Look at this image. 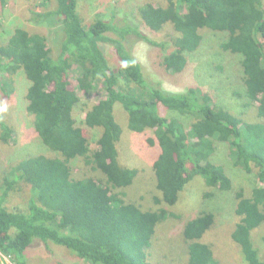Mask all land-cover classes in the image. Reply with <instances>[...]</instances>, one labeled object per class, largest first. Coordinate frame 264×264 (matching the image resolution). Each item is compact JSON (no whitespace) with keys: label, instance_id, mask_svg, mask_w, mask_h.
<instances>
[{"label":"trees","instance_id":"trees-1","mask_svg":"<svg viewBox=\"0 0 264 264\" xmlns=\"http://www.w3.org/2000/svg\"><path fill=\"white\" fill-rule=\"evenodd\" d=\"M43 5L47 11L32 12L31 20L38 25L48 22L55 28L56 41L19 27L9 34L0 44V90L11 95L7 84L24 72L31 83L26 99L34 130L61 157L35 155L6 166L0 191V252L14 264H40L28 253L42 243L63 247L90 264H151L149 250L157 226L174 216L170 208L191 181L202 177L209 188L234 195L239 221L231 238L240 246L243 264H264L253 241L254 232L264 226V0H167L164 6L146 4L135 13L151 31L172 26V51L160 62L167 73L187 69L188 55L200 48L203 30L227 33L221 48L242 58L244 88L238 95L246 100L244 106L255 107L258 122L244 121L216 105L214 96L200 87L167 92L147 79L127 42L138 37L154 47L163 48L165 43L150 40L133 23L106 22L99 15L86 23L79 0H43ZM105 43L116 46L118 67L107 58ZM72 69L80 70L79 89ZM100 82L106 97L85 113L82 127L75 118L81 102L78 91L86 95ZM116 104L127 112L131 131L155 130L148 143L161 149L153 164L160 195L153 198L157 209L147 210L127 198L126 190L139 171L119 161L117 144L123 128L115 115ZM164 108L194 121L187 126L169 119L161 113ZM94 129L101 130L95 144L90 133ZM2 131L7 143L13 130L2 125ZM216 143L230 146L235 167L255 173L257 184L251 192L236 190L227 168L212 159ZM76 161L87 172L75 171ZM12 194L21 202H14ZM215 223L214 213L202 212L186 225L187 264L219 263L211 245L202 241Z\"/></svg>","mask_w":264,"mask_h":264},{"label":"rangeland","instance_id":"rangeland-1","mask_svg":"<svg viewBox=\"0 0 264 264\" xmlns=\"http://www.w3.org/2000/svg\"><path fill=\"white\" fill-rule=\"evenodd\" d=\"M52 3L48 7H51ZM166 3L167 0H79V12L89 24L94 22L98 15L106 22L113 21L115 24L125 25V22L129 21L150 40L158 44L165 43L163 48L154 47L138 37H131L135 41L131 44L127 42L126 45L142 65L145 77L160 84L164 91L185 93L191 87H200L214 96L212 98L216 105L242 116L244 121H257L255 107L244 106L246 100L240 99L238 95L244 88L242 58L239 55L225 52L221 48V45L227 41V33L203 30L202 44L196 52L188 55L189 65L182 74L167 73L160 67L161 59L172 51V38L174 37L172 26L168 25L160 32L151 31L135 18V13L138 8L146 4L164 6ZM47 8L43 5V0H6L4 4L0 0V44L4 43L9 34H13L18 27L31 33H46L52 42H55V28L52 29L48 22L38 25L31 20L32 12L44 13ZM111 34L113 38L116 37L114 33ZM102 46L112 66L118 67L120 60L116 46L108 43ZM70 74L74 86L79 89L80 70L72 69ZM30 84L24 72L21 71L12 79V85L7 84L13 90L11 95L7 96L0 90V191L2 173L7 165L35 155L61 157L53 153L34 130L35 118L27 111L26 96ZM78 95L81 102L75 108V118L77 123L84 127L85 113L97 101L106 97V91L104 84L100 82L97 84V90L86 95L79 90ZM161 113L169 119H180L187 126L194 121L193 117L181 116L165 108L161 109ZM115 115L123 128L121 140L117 144L119 161L124 167L139 171L133 185L126 190L127 198L129 202L142 203L148 207L145 208L147 210L157 209L153 198L160 195L156 189L153 164L161 149L159 145L151 146L148 143V139L155 138V130L148 129L144 133L131 131L128 127V114L121 104H116ZM2 125L13 130L7 143L1 138ZM90 133L92 142L95 144L101 136V130H90ZM216 145V153L212 159L227 168L236 190L243 188L251 192L250 190L257 184L255 173H245L233 165L228 144L216 143ZM74 166L75 171L78 168L82 174L87 172L79 161H76ZM12 198L14 202H21L16 194H12ZM234 203L232 191H222L220 187L211 189L202 177L195 178L181 193L177 204L170 208L174 216L167 218L157 226L150 252L148 251L151 264L188 263L190 254L188 242L184 238L185 228L202 212L214 213L216 216L215 225L202 241L211 245L218 264H243L240 246L231 238L234 226L239 221ZM253 241L260 249L261 258L264 261V226L254 232ZM28 256L40 264H56L58 260L65 264H90L87 261L76 259L69 250L52 244L46 246L36 243ZM0 264L14 263L0 257Z\"/></svg>","mask_w":264,"mask_h":264},{"label":"built area","instance_id":"built-area-1","mask_svg":"<svg viewBox=\"0 0 264 264\" xmlns=\"http://www.w3.org/2000/svg\"><path fill=\"white\" fill-rule=\"evenodd\" d=\"M0 257H1V258H4V259L7 260V261L12 262V259H11L10 257L3 255L1 252H0Z\"/></svg>","mask_w":264,"mask_h":264}]
</instances>
